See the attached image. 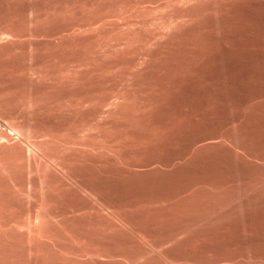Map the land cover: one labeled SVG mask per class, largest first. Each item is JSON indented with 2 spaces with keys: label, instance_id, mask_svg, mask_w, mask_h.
Wrapping results in <instances>:
<instances>
[{
  "label": "rangeland",
  "instance_id": "obj_1",
  "mask_svg": "<svg viewBox=\"0 0 264 264\" xmlns=\"http://www.w3.org/2000/svg\"><path fill=\"white\" fill-rule=\"evenodd\" d=\"M0 166V264H264V0H0Z\"/></svg>",
  "mask_w": 264,
  "mask_h": 264
},
{
  "label": "bare ground",
  "instance_id": "obj_2",
  "mask_svg": "<svg viewBox=\"0 0 264 264\" xmlns=\"http://www.w3.org/2000/svg\"><path fill=\"white\" fill-rule=\"evenodd\" d=\"M10 5H11V4H10ZM4 123H5V122H4ZM6 133H7V132H6ZM18 133H19V132H18ZM18 133H16V134H18ZM2 134H3V133H2ZM2 134H1V135H2ZM8 135H9V134H8ZM3 136H4V134H3ZM6 138H7V137H6ZM8 138H9V137H8ZM5 140H6V139H5ZM1 141H2V140H1ZM3 141H4V140H3ZM13 142H14V141H13ZM4 144H5V143H4ZM4 144H3V145H4ZM10 144H11V143H10ZM8 146H10V145H8ZM25 150H26V149H25ZM13 157H14V156H13ZM4 161H5V160H4ZM47 161H48V160H47ZM45 163H46V162H45ZM61 164H62V163H61ZM6 166H7V165H6ZM0 167H1V166H0ZM55 168H56V167H55ZM2 170H3V169H2ZM38 177H39V176H38ZM66 177H67V176H66ZM76 185H77V184H76ZM24 192H25V191H24ZM23 194H24V193H23ZM12 198H13V197H12ZM32 198H33V197H32ZM5 200H6V199H5ZM34 200H35V199H34ZM21 201H22V200H21ZM3 202H4V201H3ZM1 203H2V202H1ZM6 203H7V202H6ZM35 204H36V203H35ZM95 204H96V203H95ZM97 205H98V204H97ZM1 206H2V205H1ZM9 206H10V205H9ZM14 207H15V206H14ZM92 207H93V206H92ZM40 208H41V207H40ZM6 209H7V208H6ZM38 209H39V208H38ZM42 209H43V208H42ZM42 209H41V210H42ZM43 210H44V209H43ZM14 211H15V210H14ZM35 216H36V215H35ZM1 217H2V216H1V214H0V218H1ZM3 217H4V216H3ZM3 217H2V218H3ZM28 218H29V217H28ZM31 219H32V218H31ZM41 219H42V218H41ZM47 219H48V218H47ZM47 219H46V220H47ZM3 220H4V219H3ZM10 220H11V219H10ZM37 220H38V218H37ZM37 220H36V221H37ZM29 221H30V220H29ZM0 222H2V224H3V221H0ZM8 223L10 224V222H8ZM8 223L6 222V224H8ZM12 223H13V222H12ZM2 224L0 223V225H2ZM34 224H35V223H34ZM3 226L5 227V223L3 224ZM3 226H2V227H3ZM23 226H24V225H23ZM2 227H1V229H2ZM21 227H22V226H21ZM35 227H36V226H35ZM9 229H10V228H9ZM27 229H28V228H27ZM2 230H5V229H2ZM2 230H1V231H2ZM33 230H34V229H33ZM28 231H29V230H28ZM2 233H3V232H2ZM6 233H7V232H6ZM131 233H132V232H131ZM11 234H12V233H11ZM35 234H36V233H35ZM0 235H1V234H0ZM29 235H30V234H29ZM33 235H34V234H33ZM36 235H37V234H36ZM2 236H3V235H2ZM2 236H0V237H2ZM16 236H17V235H16ZM32 237H33V236H32ZM32 237H31V238H32ZM35 237H36V236H35ZM38 237H39V236H38ZM6 238H8V237H6ZM23 238H25V237H23ZM36 238H37V237H36ZM51 238H52V236H51ZM55 238H56V237H55ZM15 239H16V238H15ZM28 239H29V238H28ZM7 240H8V239H7ZM12 240H13V239H12ZM12 240H11V241H12ZM29 240H30V239H29ZM27 241H28V240H27ZM31 241H32V240H31ZM36 241H37V240H36ZM59 241H60V240H59ZM49 242H50V241H49ZM49 242H48V243H49ZM31 243H32V242H31ZM37 243H38V242H37ZM58 243H59V242H58ZM6 244H7V243H6ZM18 244H19V243H18ZM27 244L30 245L29 243H27ZM32 244H33V243H32ZM90 245H91V244H90ZM94 245H95V244H94ZM35 246H36V245H35ZM64 247H65V246H64ZM37 248H38V247H37ZM85 248H86V247H85ZM3 249H4V248H3ZM12 249H13V248H12ZM86 249H87V248H86ZM98 249H99V248H98ZM102 249H103V248H102ZM7 250H8V249H7ZM35 250H36V249H34V252H35ZM63 250H64V249H63ZM87 250H88V249H87ZM12 251H13V250H12ZM22 251H23V250H22ZM59 251H60V250H59ZM89 251H90V250H89ZM9 252H10V251H9ZM37 252H38V250H37ZM61 252H62V251H61ZM63 252H64V251H63ZM63 252H62V254H63ZM29 253H30V251H29ZM43 253H44V252H43ZM69 253H70V252H69ZM71 254H72V253H71ZM30 255H31V254H30ZM30 255H29V256H30ZM18 256H19V255H18ZM23 256H24V255H23ZM66 256H67V254H66ZM82 256H83V255H82ZM106 256H107V255H106ZM69 257H70V256H69ZM95 257H96V256H95ZM38 258H39V257H38ZM42 258H43V257H42ZM99 258H100V257H99ZM46 259H47V257H46ZM61 259H62V258H61ZM81 260H82V259H81ZM15 261H16V260H15ZM18 261H19V260H18ZM34 263H35V262H34ZM165 263H167V261H166ZM16 264H17V263H16ZM57 264H58V263H57Z\"/></svg>",
  "mask_w": 264,
  "mask_h": 264
}]
</instances>
